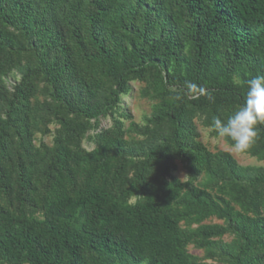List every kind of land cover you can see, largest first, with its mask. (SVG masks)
<instances>
[{
  "label": "trees",
  "instance_id": "trees-1",
  "mask_svg": "<svg viewBox=\"0 0 264 264\" xmlns=\"http://www.w3.org/2000/svg\"><path fill=\"white\" fill-rule=\"evenodd\" d=\"M10 70L20 80L11 93L0 81V195L14 214L0 207V264H192L191 237L177 229L181 215L150 192L175 161L231 187L248 213L236 217L195 191L179 198L197 220L225 219L235 242L216 245L217 257L264 264V167L208 153L193 123L201 117L217 135L213 118L226 121L244 103L242 82L264 75V0H0V76ZM37 80L61 136L41 190L25 132ZM132 80L149 83L157 100L143 140L126 143L115 121L112 134L84 153L82 120L113 111ZM243 153L264 160V125ZM132 196L141 199L130 205Z\"/></svg>",
  "mask_w": 264,
  "mask_h": 264
},
{
  "label": "rangeland",
  "instance_id": "rangeland-1",
  "mask_svg": "<svg viewBox=\"0 0 264 264\" xmlns=\"http://www.w3.org/2000/svg\"><path fill=\"white\" fill-rule=\"evenodd\" d=\"M19 80L20 76L15 70H10L0 76L4 89L9 93ZM148 85L149 83L144 81H130L128 93L120 97L119 103L113 111L99 117L96 121L82 120L86 131L78 142L79 148L86 154H92L100 144V137H107L112 134L115 121L119 122L123 140L126 143H137L143 140L142 133L148 128V120L157 105V100L152 96ZM47 104H49V100L45 95V87L37 80L33 83V94L28 100L25 132L32 155L31 178L39 190L42 187V170L50 156L54 141L61 137L58 124L46 111L45 106ZM193 123L198 137L197 142L208 153L212 155L218 152L227 153L240 168L264 167L263 159L234 152L224 138L214 135L212 130L203 124L201 117H196ZM16 147H18V141L14 138L13 148ZM174 167V171L170 173V178L158 177L153 181L150 192L157 194L167 209L181 215L177 229L184 237H191L185 246V251L192 264H227L217 257L215 251L216 245L230 246L235 242V237L226 230L225 219L213 215L203 220H197L195 214L179 202V198L195 191L200 195L202 193L209 196L222 208L226 205L236 217L244 218L248 216V213L240 207L239 202L232 196L231 187L216 184L206 173L191 175L187 166L181 161H175ZM83 168L85 169V166ZM132 176V171H128L126 178L132 179ZM163 181L166 186L162 190ZM140 199L139 196H132L127 200V203L132 205ZM9 202L0 195V207L10 214H14V208ZM28 213L34 222L42 219V214L38 209H31ZM202 231H210L215 234L206 237L202 235Z\"/></svg>",
  "mask_w": 264,
  "mask_h": 264
},
{
  "label": "clouds",
  "instance_id": "clouds-1",
  "mask_svg": "<svg viewBox=\"0 0 264 264\" xmlns=\"http://www.w3.org/2000/svg\"><path fill=\"white\" fill-rule=\"evenodd\" d=\"M244 103L226 121L214 117L211 127L218 137L230 141L236 153L246 152L258 137V125H264V75L247 81Z\"/></svg>",
  "mask_w": 264,
  "mask_h": 264
}]
</instances>
